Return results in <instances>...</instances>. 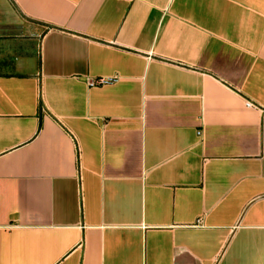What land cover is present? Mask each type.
I'll return each instance as SVG.
<instances>
[{
	"label": "crops",
	"instance_id": "0c3cea01",
	"mask_svg": "<svg viewBox=\"0 0 264 264\" xmlns=\"http://www.w3.org/2000/svg\"><path fill=\"white\" fill-rule=\"evenodd\" d=\"M0 264H264V0H0Z\"/></svg>",
	"mask_w": 264,
	"mask_h": 264
},
{
	"label": "built area",
	"instance_id": "2783aa9c",
	"mask_svg": "<svg viewBox=\"0 0 264 264\" xmlns=\"http://www.w3.org/2000/svg\"><path fill=\"white\" fill-rule=\"evenodd\" d=\"M115 82V79H100L97 81H88V86L89 87H99V86H105V85H110ZM247 105L250 106L249 103Z\"/></svg>",
	"mask_w": 264,
	"mask_h": 264
}]
</instances>
